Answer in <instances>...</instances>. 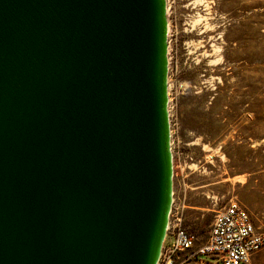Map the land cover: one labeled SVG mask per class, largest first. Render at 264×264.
Returning <instances> with one entry per match:
<instances>
[{"label": "water", "instance_id": "1", "mask_svg": "<svg viewBox=\"0 0 264 264\" xmlns=\"http://www.w3.org/2000/svg\"><path fill=\"white\" fill-rule=\"evenodd\" d=\"M167 47L166 0H0V264H156Z\"/></svg>", "mask_w": 264, "mask_h": 264}, {"label": "rangeland", "instance_id": "2", "mask_svg": "<svg viewBox=\"0 0 264 264\" xmlns=\"http://www.w3.org/2000/svg\"><path fill=\"white\" fill-rule=\"evenodd\" d=\"M206 1L166 0L172 216L203 239L235 200L264 232V0Z\"/></svg>", "mask_w": 264, "mask_h": 264}, {"label": "built area", "instance_id": "3", "mask_svg": "<svg viewBox=\"0 0 264 264\" xmlns=\"http://www.w3.org/2000/svg\"><path fill=\"white\" fill-rule=\"evenodd\" d=\"M262 247L264 232L254 226L249 213L235 200L216 210L203 239L187 232L170 208L156 264H250L252 255Z\"/></svg>", "mask_w": 264, "mask_h": 264}, {"label": "bare ground", "instance_id": "4", "mask_svg": "<svg viewBox=\"0 0 264 264\" xmlns=\"http://www.w3.org/2000/svg\"><path fill=\"white\" fill-rule=\"evenodd\" d=\"M200 2H203L204 3V6H208V3H207V1L206 0H192V4L193 5H196V4H198V3H200ZM199 20H206V17L204 16V15H202V14H200V13H198L197 14V18H195V19H192V21H191V25L192 26H194L195 25V23H196V21H199ZM206 24H205V26L207 25V22H205ZM219 49V46H217V45H215V44H211V50H213L214 52L215 51H217ZM212 59V58H211ZM211 61H214V60H211ZM217 64V63H216ZM212 65V64H211ZM191 144H197V142H192ZM203 147H206L205 145L203 146ZM208 150V149H207ZM189 166H191V167H195V163H192V164H190Z\"/></svg>", "mask_w": 264, "mask_h": 264}, {"label": "crops", "instance_id": "5", "mask_svg": "<svg viewBox=\"0 0 264 264\" xmlns=\"http://www.w3.org/2000/svg\"><path fill=\"white\" fill-rule=\"evenodd\" d=\"M262 257V253L253 254L250 260V264H264V259Z\"/></svg>", "mask_w": 264, "mask_h": 264}]
</instances>
